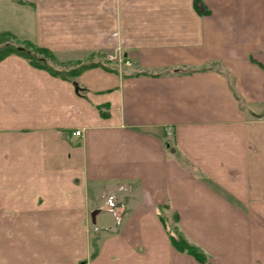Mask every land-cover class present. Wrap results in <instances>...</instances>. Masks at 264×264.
<instances>
[{
	"label": "crops",
	"instance_id": "crops-1",
	"mask_svg": "<svg viewBox=\"0 0 264 264\" xmlns=\"http://www.w3.org/2000/svg\"><path fill=\"white\" fill-rule=\"evenodd\" d=\"M198 3L0 0V30L60 60L130 62L78 92L0 59V264H201L172 211L213 264H264V0Z\"/></svg>",
	"mask_w": 264,
	"mask_h": 264
},
{
	"label": "trees",
	"instance_id": "trees-1",
	"mask_svg": "<svg viewBox=\"0 0 264 264\" xmlns=\"http://www.w3.org/2000/svg\"><path fill=\"white\" fill-rule=\"evenodd\" d=\"M194 7L197 11H202L198 0H193ZM204 10V9H203ZM18 54L23 56L31 65L45 69L50 74L68 79L69 81H75V76L82 70L92 66H103L107 69H116L114 65H107L105 61L100 57H92L93 53L87 55L84 59H58L54 52L45 46L38 45L29 39H20L14 33L8 30H0V59L8 54ZM202 67L187 68L186 71L197 70ZM148 73L146 70L129 71L126 75ZM81 87H77V91L80 92ZM240 105L241 102H240ZM173 223L170 224L160 215V219L170 243L178 250L191 254L201 264H213L208 260L206 253L196 244L190 242L177 225V215L175 211L171 213Z\"/></svg>",
	"mask_w": 264,
	"mask_h": 264
},
{
	"label": "built area",
	"instance_id": "built-area-1",
	"mask_svg": "<svg viewBox=\"0 0 264 264\" xmlns=\"http://www.w3.org/2000/svg\"><path fill=\"white\" fill-rule=\"evenodd\" d=\"M107 59H111V60H117L118 62H123L126 64H129V60L123 55V53L120 50V47H117L112 53H109L106 55ZM167 132H170V127H167ZM73 134L78 135L80 134V129H74L72 131Z\"/></svg>",
	"mask_w": 264,
	"mask_h": 264
},
{
	"label": "rangeland",
	"instance_id": "rangeland-1",
	"mask_svg": "<svg viewBox=\"0 0 264 264\" xmlns=\"http://www.w3.org/2000/svg\"><path fill=\"white\" fill-rule=\"evenodd\" d=\"M121 52H122V49H120ZM92 57H97V56H94V53H93V56ZM100 57L101 60L105 61L107 65H111V66H115L117 68H124L126 66H128L129 64H126V63H123L122 61L121 62H118L117 60H111V59H107V58H104L100 55H98V58ZM85 58V57H84ZM84 58H81V59H84ZM164 218L167 220L168 223L172 224L173 223V219H172V215L171 213H166Z\"/></svg>",
	"mask_w": 264,
	"mask_h": 264
},
{
	"label": "water",
	"instance_id": "water-1",
	"mask_svg": "<svg viewBox=\"0 0 264 264\" xmlns=\"http://www.w3.org/2000/svg\"><path fill=\"white\" fill-rule=\"evenodd\" d=\"M72 84L74 85V89H77V83L75 81H72ZM91 219L94 220V211L91 212Z\"/></svg>",
	"mask_w": 264,
	"mask_h": 264
}]
</instances>
